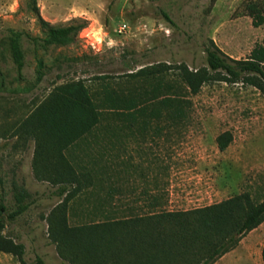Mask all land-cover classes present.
I'll list each match as a JSON object with an SVG mask.
<instances>
[{"label": "rangeland", "instance_id": "374dc122", "mask_svg": "<svg viewBox=\"0 0 264 264\" xmlns=\"http://www.w3.org/2000/svg\"><path fill=\"white\" fill-rule=\"evenodd\" d=\"M245 1L0 0V202L12 207L13 180L31 199L3 233L24 244L27 262L41 256L47 264H72L49 236L47 218L61 197L56 185L34 173L35 143L22 131L23 119L69 80L84 79L94 91L103 75L128 93L142 84L128 73L141 67H206L210 40L227 56L245 58L264 43V23L252 25ZM38 15L52 25L84 27L72 42L43 48L25 36H44ZM11 30L23 33L21 78L8 42ZM176 73L168 71L167 78ZM188 98L192 105L183 123L103 120L65 151L82 178L81 191L67 205L70 225L142 217L154 205L187 210L242 192L264 198V94L240 82L212 81ZM221 135L230 137L224 149L218 147ZM0 264L19 263L0 251Z\"/></svg>", "mask_w": 264, "mask_h": 264}, {"label": "trees", "instance_id": "16d2710c", "mask_svg": "<svg viewBox=\"0 0 264 264\" xmlns=\"http://www.w3.org/2000/svg\"><path fill=\"white\" fill-rule=\"evenodd\" d=\"M214 1L210 0V4ZM34 10L37 11L36 6ZM243 10L254 27L264 23V0H246ZM164 16L167 18L166 13ZM37 17L44 36H25L43 48L72 42L84 27V22L56 26ZM10 33L8 42L21 78L25 65L20 44L23 33L14 30ZM204 52L206 67L191 70L184 64L174 67L153 64L128 73L130 79L142 82L128 93L109 85L103 75L96 78L101 82L94 91L84 79L55 85L23 119L22 131L35 143L34 173L56 185L55 193L61 197L60 204L47 218L49 236L72 264H213L264 221V198L256 200L248 192H242L187 210H167L154 205L145 216L107 225L68 222L67 205L81 191L82 178L65 151L103 120L123 116L143 125L162 121L170 126L183 123L192 105L188 95L196 94L201 85L212 81L240 82L264 94V43H256L248 56L240 59L227 56L212 40ZM170 70L177 72V76L167 78ZM229 140L230 137L221 135L218 147L224 149ZM11 189L12 207L0 202V251L14 256L19 264H47L41 256H36L33 263L27 262L24 244L3 233L6 222L14 221L31 204L28 190L15 180ZM262 254L264 258V248Z\"/></svg>", "mask_w": 264, "mask_h": 264}, {"label": "crops", "instance_id": "0c3cea01", "mask_svg": "<svg viewBox=\"0 0 264 264\" xmlns=\"http://www.w3.org/2000/svg\"><path fill=\"white\" fill-rule=\"evenodd\" d=\"M264 221L249 231L231 251L213 264H264Z\"/></svg>", "mask_w": 264, "mask_h": 264}]
</instances>
